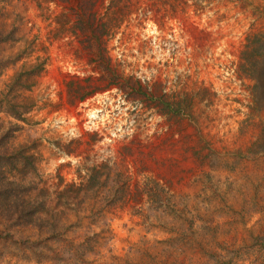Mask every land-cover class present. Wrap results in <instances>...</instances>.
<instances>
[{
	"label": "rangeland",
	"instance_id": "374dc122",
	"mask_svg": "<svg viewBox=\"0 0 264 264\" xmlns=\"http://www.w3.org/2000/svg\"><path fill=\"white\" fill-rule=\"evenodd\" d=\"M43 1L0 0V264H264V87L250 79L264 72L239 67L246 38L264 40V0H208L164 26L138 13L108 43L125 73L190 108L193 156L170 133L179 119L116 89L60 106L63 83L89 69L54 37L61 7ZM123 183L142 192L135 207L115 199ZM24 199L62 210L71 240L42 242Z\"/></svg>",
	"mask_w": 264,
	"mask_h": 264
},
{
	"label": "trees",
	"instance_id": "16d2710c",
	"mask_svg": "<svg viewBox=\"0 0 264 264\" xmlns=\"http://www.w3.org/2000/svg\"><path fill=\"white\" fill-rule=\"evenodd\" d=\"M207 1L52 0L51 2L57 7H61L62 10L50 21L54 37L58 36L59 40H66L74 61L89 69L87 75L83 77L75 75L63 83L66 98L63 100L62 91L60 106L74 107L97 94L116 89L124 95L127 101L140 104L142 109L154 111L160 118L179 119L178 127L173 132H169L173 133L172 135L176 139L181 138L184 152L192 156L198 155L201 149L196 142L200 141L198 139H201L203 135L200 124L192 121L189 113H185L189 112L190 108L183 111L182 107L185 103L179 102V95L168 94L160 83L143 81L135 74L125 73L109 56L108 43L119 33L121 26L138 13L143 17L146 16V19L152 20L155 24L164 26L166 23L183 20L189 10L193 13L202 11L207 6ZM42 5H44V1L40 0L37 7L40 9ZM252 38L250 36L246 38V44L239 56V67L247 77L252 76L250 72L259 74L264 72V40L258 41L259 44L253 46ZM2 42L0 41V43ZM44 65V62L40 63L39 73L43 71ZM26 75H30V73L27 71ZM14 77L7 85H10L9 89L17 80ZM250 79L256 80L255 87L257 86L259 89L264 87L263 80H259L258 76ZM162 121L165 120L162 119ZM22 154L25 158L31 159L24 153ZM28 164L35 169L32 162ZM112 175L108 174L106 178L112 176L116 182L128 179L121 171L114 172ZM122 185L119 187L122 195L115 199H127L123 206L129 204L135 207L131 199H142V192H138L139 187L135 191L130 188L129 184L126 186L123 183ZM105 189L109 190L111 187L105 185L103 190ZM117 189L115 188L114 191ZM107 201L108 199H104L103 206H107ZM22 203L29 208L25 209L28 220L26 223L29 226H37L40 237L47 235L42 242H47L56 234H61L62 240H71L68 235L70 231L66 229L62 231V228L67 225V219H65V213L62 210L57 211L55 207L46 209L44 204L38 209L36 203L31 199H24ZM68 243L70 246L73 243L74 248V241Z\"/></svg>",
	"mask_w": 264,
	"mask_h": 264
}]
</instances>
